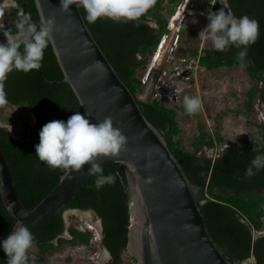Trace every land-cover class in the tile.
<instances>
[{
    "label": "trees",
    "instance_id": "trees-1",
    "mask_svg": "<svg viewBox=\"0 0 264 264\" xmlns=\"http://www.w3.org/2000/svg\"><path fill=\"white\" fill-rule=\"evenodd\" d=\"M164 1L166 0H157L155 6L144 16L126 22H114L105 18L88 23L84 10L80 9L95 39L121 79L135 94L143 113L163 132L186 177L192 186L199 188L196 197L213 241L233 264L251 257H256L255 264H264V235L254 240V232L264 229V169L257 171L251 178L244 176L252 159L257 154L264 153V134L263 143L258 147L240 148L235 143H229L228 151L215 159H209L199 154V148L202 144L208 148L214 147L221 141L220 136L206 141L202 139L204 142L197 144L196 151L187 150L179 139H175L180 133L177 112L158 99L142 100L138 97V92L144 87L143 74L139 75L138 70L146 65L167 30L168 17L161 13ZM167 2L175 3L177 0ZM202 2L205 6L210 0ZM19 3L34 22L39 21L35 0H19ZM229 4L236 16L247 15L258 21V38L249 46L244 62L237 58L240 49L230 47L225 52H218L211 47L201 55V63L209 69L241 63L256 81L253 91L259 90L264 98V0H229ZM214 9L217 11L218 6ZM150 14L159 22L157 33L150 27V20H146ZM14 21L6 26H11ZM2 38L4 37L0 35V39ZM63 79V72L50 43L45 49L39 71H14L8 75L3 85L11 105H18L36 116L35 123L17 133L18 138L0 129V144L9 161L19 196L29 209L37 206L55 188L64 173L61 169L50 170L37 159L35 145L39 143L40 129L52 120L66 121L75 112L84 114L72 87ZM259 82L262 83L261 87L258 86ZM102 168L105 176H115L114 184H105L97 191V177L92 175L61 210L45 216L29 227L34 235L33 247L37 249L34 253L33 247L30 249V256L35 257V264H48L46 255L55 252L65 243L90 242V231H78L73 226L69 228L71 238L60 236L65 231L64 211L67 209L94 210L102 219L103 243L114 256H118L127 246L130 196L125 165L113 162ZM223 188L233 191L219 190ZM15 223L16 219L6 209L0 192V235L7 237ZM0 264H6V255L2 249Z\"/></svg>",
    "mask_w": 264,
    "mask_h": 264
},
{
    "label": "water",
    "instance_id": "water-1",
    "mask_svg": "<svg viewBox=\"0 0 264 264\" xmlns=\"http://www.w3.org/2000/svg\"><path fill=\"white\" fill-rule=\"evenodd\" d=\"M35 3L40 18L54 21L51 45L63 72V81L72 87L83 112L92 123L111 118L113 126L127 138L118 156L98 157L97 162L101 167L113 162L125 165L130 196L127 247L137 264H233L209 235L193 186L163 132L145 116L135 94L92 34L81 9L72 5L70 12H64L60 0H35ZM88 167L90 165L86 164L79 172H64L55 188L29 209L19 196L0 144L3 203L16 223L30 227L61 210L76 196L92 176ZM64 219L66 226L62 236L66 237L69 223L65 215ZM263 235L262 231L254 232V240ZM5 238L0 235V241ZM253 258L256 261V257Z\"/></svg>",
    "mask_w": 264,
    "mask_h": 264
},
{
    "label": "clouds",
    "instance_id": "clouds-1",
    "mask_svg": "<svg viewBox=\"0 0 264 264\" xmlns=\"http://www.w3.org/2000/svg\"><path fill=\"white\" fill-rule=\"evenodd\" d=\"M155 3L156 0H60V8L64 12H70L72 5L82 8L88 23L105 18L126 22L144 16ZM219 3L222 5L220 9L207 13L208 23L198 37L202 41H210L212 49L218 52H225L230 47L240 49L237 58L244 62L249 46L258 38V21L247 15L236 16L229 0H219ZM13 9L17 18L11 26H6L2 17ZM53 30V20L41 17L34 22L31 15L23 11L19 0H0V35L5 38L0 41V105L8 103L3 85L10 73L39 71L42 67ZM182 107L188 115L195 114L201 108V100L197 96L185 95ZM0 129L8 133L12 126L0 123ZM126 143V136L113 126L111 118L92 123L87 113L75 112L66 121L52 120L44 124L39 131L35 152L37 159L50 170L61 169L65 174L79 172L84 165H90L87 171L97 177L95 187L99 191L105 184H114L116 178L103 174L97 158L118 156ZM261 169H264V153L252 159L244 176L251 178ZM33 243L34 235L29 227L18 221L7 237L0 241L6 264H35V257L30 256ZM241 264H250V259Z\"/></svg>",
    "mask_w": 264,
    "mask_h": 264
},
{
    "label": "rangeland",
    "instance_id": "rangeland-1",
    "mask_svg": "<svg viewBox=\"0 0 264 264\" xmlns=\"http://www.w3.org/2000/svg\"><path fill=\"white\" fill-rule=\"evenodd\" d=\"M215 6H218V9L222 7L219 0H210L205 6L202 0H177L175 3L164 1L161 7L164 16L172 19L181 12L184 14L180 16L181 19L174 22L172 29L167 27L165 34L168 39L160 53L161 56L155 61L154 52L148 58L146 65L138 70V74H143L142 78H144L150 66L154 64L150 80L143 90L138 92V97L142 100L158 98L168 107L175 109L180 129L175 139H179L187 150L196 151L197 144L204 142L202 139L206 141L217 136L222 138L213 148L201 145L199 153L209 155L214 150L221 151L229 143H235L240 148L258 147L263 143L264 134L262 128L264 99L259 90L253 91L256 81L250 77L241 63L215 69H206L196 63L194 74L190 78L192 83L189 79H178L177 75H173V73H182L187 66L182 61L180 63L172 61L173 56L175 58L179 56L172 54L169 40L176 41L177 38V42L188 48L192 54H197V57L204 55L205 49L212 47L211 42L200 40L198 34L208 23L207 13L216 11ZM16 18V11L13 9L6 12L2 20L7 24ZM147 18L150 21L155 19L151 14ZM155 51L157 53L158 50ZM165 72L171 73L167 81ZM258 86L261 87L262 83L259 82ZM185 95L200 98L201 108L197 113L188 115L184 111L182 101ZM0 123L11 124L10 133L16 138L18 132H22L26 126L34 123V117L31 112L28 113L18 105L7 103L0 105ZM193 190L198 194L197 186L193 185ZM83 212H87L89 216L85 217ZM64 215L67 223L83 224L91 232V238H95L94 244L82 247L80 244L65 243L55 252L46 255L48 264L104 263L100 260V257L104 256V251L100 245L102 233L96 212L90 209L81 212L67 209ZM66 237L71 236L68 234ZM36 250V247L32 248L33 253ZM253 262L255 264L254 258L251 257L250 264Z\"/></svg>",
    "mask_w": 264,
    "mask_h": 264
},
{
    "label": "flooded vegetation",
    "instance_id": "flooded-vegetation-1",
    "mask_svg": "<svg viewBox=\"0 0 264 264\" xmlns=\"http://www.w3.org/2000/svg\"><path fill=\"white\" fill-rule=\"evenodd\" d=\"M157 1V0H156ZM148 18H146V20H147ZM142 20H144V19H142ZM146 20H144L145 22H147ZM152 21V22H151ZM151 21H148L149 22V25H150V27L151 28H153L154 30H155V32L157 33L158 32V30H159V22H158V20L157 19H154V21L153 20H151ZM147 22V23H148ZM7 25V24H6ZM172 54H174V55H178L179 56V58H175V56H173V58H172V61H176V62H178V63H180L181 61L184 63V64H186V66H187V68H186V70H183V72L182 73H180L178 76H177V78L178 79H180V78H183V79H189L190 80V78L193 76V74H194V67H195V65H196V63L197 64H199L200 65V67H205L206 69H209L207 66H205L204 64H202L201 63V56H199V57H197V54H192L191 52H190V50L188 49V48H185L184 46H182L181 44H179V46L173 51V53ZM195 57H197V61H195ZM183 60H185V62L183 61ZM223 67V66H222ZM216 68H221V67H216ZM215 69V68H214ZM171 74V73H170ZM169 73H167L166 75H165V79H166V81L168 80V76L170 75ZM191 81V83H192V80H190ZM264 99V98H263ZM9 103V102H8ZM175 110V109H174ZM33 114V113H32ZM35 115L33 114V117H34ZM34 121L36 122V116L34 117ZM34 122V123H35ZM11 134V133H10ZM208 148V147H207ZM213 148V147H212ZM229 148H230V144H228L227 146H225V148H223L221 151H219V152H216L215 150L212 152V154L211 155H209V154H206V153H202V152H200L199 154H203V155H205V157L206 158H209V159H215L218 155L220 156V155H222L223 153H225L226 151H228L229 150ZM100 225V231H101V233H102V239H101V242H100V245H101V247H102V249H103V251H104V256H102V257H100V260H101V262H104L105 264H112L113 263V258L112 257H116V256H114V254L104 245V243H103V237H104V231H103V224H102V222L99 224ZM70 224H69V228H70ZM64 233V232H63ZM63 233L60 235V236H62L63 235ZM69 235H70V233H69ZM71 236V235H70ZM63 237V236H62ZM57 239V238H56ZM57 241V240H56ZM55 241V242H56ZM47 261V260H46ZM256 262V261H255ZM48 263V262H47ZM94 263V262H93ZM96 263V262H95ZM94 263V264H95Z\"/></svg>",
    "mask_w": 264,
    "mask_h": 264
},
{
    "label": "built area",
    "instance_id": "built-area-1",
    "mask_svg": "<svg viewBox=\"0 0 264 264\" xmlns=\"http://www.w3.org/2000/svg\"><path fill=\"white\" fill-rule=\"evenodd\" d=\"M186 7V6H185ZM185 8H183V11H184ZM179 13V12H178ZM184 14V12H181L179 14H177L176 16H173L172 19H169L168 18V29H172L174 27V22L177 20V19H181V15ZM173 38V36H172ZM167 39H168V36L167 34H163L160 38V41H159V44L157 46V53L155 51V56H154V59L156 61L157 59V56L159 54V52L164 48L165 46V43L167 42ZM168 44L171 46V49L174 51L178 46H179V43L177 42V38H176V41H172V40H169ZM154 68V64L152 66H150V68L148 69V71L146 72L144 78H142V82H143V85L145 87V84H147L150 80V76H151V73H152V69ZM167 74V72H165V75ZM179 75L180 72L178 73H173V75ZM152 99H158V98H152ZM159 100V99H158ZM70 224V223H69ZM71 226H73L75 229H77L78 231H88V229L83 225V224H70ZM71 238V237H70ZM94 239L95 238H91L90 239V242L89 244H85V243H80V245L82 247L86 246V245H92L94 244ZM102 239V238H101ZM113 258V263L112 264H137L136 262V259L134 258V256L132 255V253L130 252L129 248L126 246L125 248L122 249L121 253L116 256L115 258ZM100 264V263H99ZM102 264H105V263H102Z\"/></svg>",
    "mask_w": 264,
    "mask_h": 264
},
{
    "label": "bare ground",
    "instance_id": "bare-ground-1",
    "mask_svg": "<svg viewBox=\"0 0 264 264\" xmlns=\"http://www.w3.org/2000/svg\"><path fill=\"white\" fill-rule=\"evenodd\" d=\"M162 51H163V49L159 52V54H158L157 57L161 56L160 53H161ZM80 212H81V211H80ZM89 213H91V212H89ZM83 215H84L85 217H88V216H89L87 212H83Z\"/></svg>",
    "mask_w": 264,
    "mask_h": 264
}]
</instances>
